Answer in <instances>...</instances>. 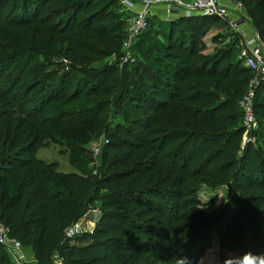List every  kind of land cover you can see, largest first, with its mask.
I'll return each mask as SVG.
<instances>
[{
    "label": "trees",
    "instance_id": "obj_1",
    "mask_svg": "<svg viewBox=\"0 0 264 264\" xmlns=\"http://www.w3.org/2000/svg\"><path fill=\"white\" fill-rule=\"evenodd\" d=\"M54 1L62 5L57 10L62 18L57 25L50 24L47 28L43 25L51 16L45 15L39 20L37 16ZM239 1L264 44V0ZM114 2L0 0V36L11 37L4 44L9 53H4L6 48L0 44L3 50L0 96L10 94L11 100H22L4 111L9 120L14 118L12 112L18 115V120L11 128L10 137L6 136L9 128L0 135V224L9 237L20 242L24 252L32 255L36 264H53V257L60 264H149L151 255L159 258L165 254L171 255L170 264H180L181 258H187L190 249L212 228L225 231L219 241L223 250L230 254L243 250L252 261L249 264H264V255L256 253L257 241L264 246V233L257 232L258 227L264 232V198L255 194L237 197V190L241 189L256 187L264 191V162L258 164L259 175L253 178L258 158L256 149L248 144L238 153V145L234 144L243 132L238 101L251 74L240 61L236 65L226 64L230 49L218 48L221 32L228 30L226 24L216 17L201 16L167 21L149 19L147 29L134 46L145 44L143 39L148 36L157 35L161 42L153 50H146L145 72L139 66H132L142 84L133 80L126 64L122 65L117 81L112 78L113 68L74 69V66L86 67L97 59L87 56V51L104 56L116 55L121 49L122 21L117 18L102 26L97 21ZM16 3L18 11L13 14ZM91 4L93 13L78 18L79 10H86ZM8 5L13 6L7 20L1 23ZM29 22L48 30V43L56 35L65 38L64 53L70 62L69 68L81 76L64 73L56 84H48V80L45 89L40 87L34 91V98L25 99L33 91L32 80L41 72L38 58L43 49L42 40L36 38L38 30L31 35L34 39H28L25 26ZM151 22L157 23L159 33L151 29L154 24ZM183 33L187 35L186 43L179 40ZM205 34L214 51L208 55L202 52L205 42L200 41ZM164 58L172 62L163 61ZM2 73L11 74L8 84L2 82ZM188 78L196 79L199 86L182 89V82ZM210 79H213L212 85ZM218 80L226 85L221 91ZM263 95L264 82L256 90L252 104L259 135H263L264 126ZM181 101L203 106H182ZM57 102H61V107L53 108ZM26 103H32L29 109L24 108ZM105 109L109 111L102 116ZM107 115L110 121L118 116L120 122L110 128ZM200 125L211 129L187 130L189 126L199 128ZM47 127L54 130L50 132ZM132 128L138 135L131 136ZM89 132L91 135L103 133L111 140L102 145L104 157L97 169V178L81 170L79 174L58 172L54 163L46 164L34 157L42 139L64 144L70 152L84 153L81 147L73 146L78 140L72 142L69 138L78 137L84 143ZM61 133L68 140L57 138ZM119 135L131 136L134 140L125 142ZM117 141L128 150L110 158ZM166 148L170 150L165 152ZM138 149L143 150L133 154ZM216 164L219 166L215 170ZM231 171L229 181L222 178ZM195 176L204 182L212 181L207 182L212 185H225L229 191L223 208L208 221L191 209L197 203L196 188L189 178ZM87 191L92 195L80 197ZM94 201L99 202V214L91 232L65 239V229L80 220ZM188 211L191 213L187 214ZM258 217L262 218L260 224H257ZM153 220L163 222L150 226L148 223ZM197 247H201L200 242ZM0 264H10L1 248Z\"/></svg>",
    "mask_w": 264,
    "mask_h": 264
},
{
    "label": "rangeland",
    "instance_id": "obj_2",
    "mask_svg": "<svg viewBox=\"0 0 264 264\" xmlns=\"http://www.w3.org/2000/svg\"><path fill=\"white\" fill-rule=\"evenodd\" d=\"M227 3H231L233 4H241L239 0H227ZM13 5H8L7 8L4 10L3 13V20L1 21L4 22L5 20H7L8 18V13L10 12V9L12 8ZM62 5L58 2L56 3V1L49 3L45 8H43V10L40 11V14H38L37 16V20L41 19L43 16L45 15H50L51 19H49V22L45 23V25H43L44 27L50 26V24H58L62 18V16H60V14H58L57 10L60 9ZM242 6V5H241ZM94 7L93 4H91L86 10H79L80 11V15L78 18H83L86 15H89L91 13H93ZM18 11V3H16L13 7V14L16 13ZM12 14V15H13ZM230 19H232L234 21V19H239V15H241L244 20L242 21L243 23L246 22L248 24V26L252 29L253 34L257 35L256 31H254L253 27H251V19L249 18V14H246L243 10L242 7V11H240V14H235L230 12ZM163 12H159L157 14V17H155L158 20H163L164 18H162L163 16ZM9 17H11V14H9ZM97 21H98V26H102L105 24H111L115 19L119 18V20L122 21V34L123 36V40L122 41H127L129 45V51L128 52H124V50L121 49L119 50V52L115 55L114 53H111L109 55H104V56H96L94 55L92 52H86V55L89 57H95L94 62L93 63H88L86 65V67H77L74 66V69L76 70H88V69H99V68H113V74H112V78H115L114 80H118L119 77V73L121 72L122 69V58L125 56L126 53H128L129 55H131V61L126 62L127 70L130 71L131 75L133 76V80H135V82H138L140 84L141 81H139L136 77V72L133 71L132 66L136 65L139 66V70L143 73L145 72V69L143 67H145V64L148 65V61H147V57L145 55L146 50H148L149 48L153 50V48L155 47V44H157V42H161L158 41L160 38L156 35V36H148V40L147 39H143L145 44L140 45V47L137 46V48L134 46L135 42H137L141 35H139L138 37H136L135 39L130 38L129 34H128V28H127V22L126 19L128 18V13L126 14L125 12H122L121 7H120V3L119 0H115L114 4L110 5L107 10H105L104 12H102L100 14V16L97 17ZM229 19V20H230ZM80 21V19H79ZM223 22V21H221ZM154 23V22H151ZM226 23V22H223ZM1 25V24H0ZM157 23L151 24V29H155L156 34L159 33V27H156ZM36 24H31L30 22L28 24H26L25 28L28 31V35L30 36V38H28L29 40H31L32 38L34 39L33 36H31L33 33H35L36 30H38V34H36V38L42 40L41 44H42V55L38 58V61L41 64V72L38 76H36L33 80L32 83L34 85L33 91H31L29 94L26 95L25 99L30 98L33 96L34 91L36 92L40 87H44V89L48 84H56L58 79L64 74V73H70L71 75L79 78L81 75L76 72L75 70H72L71 68H69L70 66V62L67 58V56L64 53V44H65V38L61 37L59 35H56L54 38L51 37V41L48 43V38L50 37V33L48 32V30H44V28L39 27L37 25V27H35ZM59 26V25H58ZM227 26V31L222 33V39L220 40V43L218 45V48H229L230 49V54L227 57L228 59L225 61L227 62L226 64H230V65H236L239 64V60H238V55L243 47V43H241V41L239 40V36L238 33L235 30H231L228 25ZM198 28V27H197ZM196 28V29H197ZM35 30V31H34ZM154 31V30H151ZM42 35V36H41ZM252 35V34H251ZM251 35L245 36L247 39L250 38ZM185 36H187L185 33H183V37H179V40H184L185 43L186 41H188L187 38H185ZM201 36V35H200ZM207 35L205 34L203 37H200V41L201 42H205V48L203 49V53L208 55L213 53L211 51V44L208 42L207 39ZM11 39L10 36H8V34L6 35H1L0 36V44H3V46H5L4 44H6L9 40ZM146 40V41H145ZM61 42L63 44H61ZM87 43L89 42H93L90 40H86ZM122 44V43H121ZM184 44V42H183ZM136 45V44H135ZM134 46V48H133ZM97 47L99 48L100 46L97 44ZM6 48V46H5ZM0 54L2 50V47H0ZM135 49V50H134ZM211 51V52H210ZM143 52V53H142ZM4 53H9L7 48L5 49ZM140 53H142L140 55ZM3 54V53H2ZM163 61H167V62H172L170 59L164 58ZM8 64V63H5ZM224 64V66L226 65ZM241 64V63H240ZM7 66V65H4ZM152 71V69H151ZM12 72V71H11ZM14 72V71H13ZM3 75V79L2 82H5V84H8L9 80H10V76L11 74H6V73H2ZM160 76V74H159ZM250 80H254L258 82V86L256 88V90L258 89V87L263 83H260V81L258 80V78H254L252 76V74L250 75ZM49 80V81H48ZM48 81V82H47ZM47 82V83H46ZM210 85H212L213 83V79H210ZM218 88L220 90L223 89V87H225V83L222 80H218L216 81ZM37 83V84H36ZM36 84V85H35ZM185 86H199V83L197 82L196 79L194 78H188L187 80H185L184 82H182L181 88L183 89ZM204 86V85H202ZM22 88L24 87V85L21 86ZM218 90V91H219ZM221 91V90H220ZM247 91V87L244 90L243 94L239 97L241 98ZM189 92V90L187 91ZM219 93V92H218ZM255 95V94H254ZM253 95V98H254ZM223 97V95H219V98ZM11 95L7 94V95H1L0 96V135H3V133L5 132V130L7 128H9L6 136L10 137L11 136V128L14 126L16 120H18V115H16L14 112L10 113L13 114L14 118L12 120H9V116L8 113H4L5 110H7L11 105H16V104H20V102H22L21 99L15 98L14 100H11ZM34 98V97H32ZM97 99V97H96ZM94 99V100H96ZM261 100L264 101V95L263 97H261ZM13 101V103H12ZM182 106H190V107H194V106H203V104L201 103H189V101H181ZM252 104H253V99H252ZM32 105V103H26L24 105V108H30ZM61 107V102H57L55 104H53V108H60ZM48 108V107H47ZM109 111V109H105V111L102 113V116H104L107 112ZM110 116L107 115L106 119H108V126L110 128H112L114 126V123L116 122H120L119 117L115 116V120H109ZM20 119V118H19ZM240 125L241 122H240ZM8 126V127H6ZM258 126V123L256 121V126L253 129L250 130H244L243 132L237 137L236 141L234 144L238 145V153L242 152V150L248 145L250 144L252 146V148L256 149L258 158H256L255 160V170H254V177H256L258 174L257 172V168H258V164L259 163H263L264 162V126H263V135H259L256 133V127ZM49 128V127H47ZM243 128V127H242ZM46 129V128H45ZM50 129V132L53 131L54 129ZM191 129H196V131L198 130V132H201V130L203 132L206 131H210L211 127L210 126H203L200 125L199 128L196 126H189L187 128V130H191ZM91 132V131H90ZM89 132V134L87 135L88 141L82 143L78 137L76 138H69L72 142H76L75 139L78 140L77 143H75L73 146H77V149H80V147L85 151L84 153H80L77 150H74V152H70L69 148L65 147L64 144H57V143H52L50 140H46V139H42L39 141L38 146L35 149V153H34V157L43 161L44 163H54L55 164V170L58 172H63V173H75V174H79L81 173V171L86 174V175H91V177L93 178H97L98 177V173H97V169L100 166L102 157L101 154L102 152H104L103 147L101 146V144L105 141L108 140L111 142V140L103 133L97 134V135H91ZM138 131L133 130L131 131V136L134 134H137ZM60 133V132H59ZM20 134V133H19ZM23 134V131L22 133ZM119 138H124L123 140H125V142H133V138L131 136H125V135H119ZM61 138L60 140L64 139V140H68V138L66 139V135L64 134H60L57 136V138ZM44 138V137H43ZM66 143V141H64ZM116 143V144H115ZM114 144V154L110 155V158L113 157H119V155L121 154V152H125L128 149L123 146L121 144L120 141L115 142ZM71 144V143H70ZM82 145V146H81ZM100 145V149L98 151L97 154H93L92 150L94 147H97ZM68 146V145H67ZM69 147H71V145H69ZM198 147V146H197ZM196 149V147H195ZM139 150H143V149H138L136 152H134L133 154L139 152ZM169 148L165 149V152L169 151ZM197 150H199L197 148ZM82 165H84V168L82 167ZM193 166V165H192ZM218 164H216L213 168H215V170L218 168ZM81 170V171H80ZM159 170V169H158ZM233 172H229L226 173L224 175H222V178L227 179L228 181L230 180L231 174ZM156 178V177H155ZM155 178H153L151 185L153 184V182L155 181ZM192 179L193 182H191L190 184L196 188V196H195V202L197 203V205H195V207L193 206L191 209H193V211L199 216V218H201L204 221H208L209 219H212L213 217H215L218 214V211L221 210L223 208V206L226 203V198H227V189L225 185H216L215 183L212 185L211 183H207V182H212L210 180H208L207 182H204L203 180L200 179L199 176H195L193 178H189ZM187 179V180H189ZM168 183L165 184V186H167ZM163 189V186L161 187ZM237 197L238 194L242 195H247V194H255L260 196L261 198H264V191L263 190H259L256 187L253 189L250 188L249 190L246 189H241V190H237ZM90 191L84 192L82 194H80V197L85 196H91L92 194H90ZM243 207L246 209L245 213L249 212V209L247 207V203H243ZM99 210V202L98 201H94L93 203H91L88 206V209L86 211V213L88 212H92L95 213L96 216L99 214L98 212ZM189 212V211H188ZM85 213V214H86ZM191 212L187 213L190 214ZM239 213H243V211H240ZM238 214V213H237ZM83 218V217H82ZM80 219L79 222L81 224V233L78 235V237L84 235L85 233H90V225H87L85 222V219ZM98 218V217H97ZM97 220V219H96ZM93 221V227L96 223ZM262 218L258 217L257 218V224H260ZM142 222V221H140ZM162 220L159 221H155L153 220L151 223L148 224H152L150 226H154L156 224H160L162 223ZM92 227V228H93ZM232 229L234 228L235 233L237 234V230L235 228V226L231 227ZM87 230V231H86ZM92 230V229H91ZM259 233L263 234L264 232L258 227V231ZM225 231L224 230H218L215 228H212L210 231H208L202 240H200V246L201 247H197L199 242L196 243L189 251V253H187L188 257H184L181 258V261H179L180 264H249L250 262V257L248 258V255L245 251L240 250L238 252H236V254H230L228 252H226L225 250H223L220 247V236L222 237L224 235ZM77 237V238H78ZM161 240V239H160ZM158 241V242H162V241ZM170 247L173 248V245L171 244ZM203 247V248H202ZM256 253L258 256H260V254L264 255V246L263 243H261L260 241L256 242ZM200 252V256H198ZM185 253V251H184ZM183 253V255H184ZM149 264H162L163 262H167L168 264H170L171 261V255H167L165 254V257H155L154 255H151V257H149L148 259ZM183 261V262H182ZM53 264H60L58 262V259L56 257H53Z\"/></svg>",
    "mask_w": 264,
    "mask_h": 264
},
{
    "label": "built area",
    "instance_id": "obj_3",
    "mask_svg": "<svg viewBox=\"0 0 264 264\" xmlns=\"http://www.w3.org/2000/svg\"><path fill=\"white\" fill-rule=\"evenodd\" d=\"M122 12L128 13L126 19L128 34L130 38L135 39L141 35L148 27V21L153 17L152 9L161 7L163 11L162 21L175 19L178 17H216L226 22L225 24L231 30L238 33L239 40L243 43V47L238 55V60L250 74L258 78L260 83L264 82V44L257 35L246 38L238 29L236 22L230 19V12L240 14L242 11L241 4H222L221 0H190L183 2L182 0H119ZM157 16V14H156ZM158 18V17H157ZM230 19V20H229ZM242 21L244 18L239 15ZM127 41H122L121 47L124 52L129 51ZM122 64L131 61V55L128 53L122 58ZM258 82L248 80L246 93L238 101V108L242 114V127L245 130L253 129L256 126L255 118L252 111V99L256 92ZM106 144V140L101 144ZM100 145L94 147L92 152L97 154ZM81 233V224L78 221L72 223L63 232V237L71 240ZM0 248L7 256L10 264H36L33 259L26 256L21 244L18 240L8 236L6 229L0 224Z\"/></svg>",
    "mask_w": 264,
    "mask_h": 264
},
{
    "label": "crops",
    "instance_id": "obj_4",
    "mask_svg": "<svg viewBox=\"0 0 264 264\" xmlns=\"http://www.w3.org/2000/svg\"><path fill=\"white\" fill-rule=\"evenodd\" d=\"M183 2H188L190 0H182ZM221 3L222 4H226L227 3V0H221ZM159 12H163L162 11V8L161 7H156V9H152V15L153 17L152 18H155L157 17L156 14H158ZM163 16V15H162ZM172 20V19H170ZM234 21L236 22V25L238 27V29L245 35V36H248V35H251L250 38L252 36H254L253 34V31L252 29L248 26V24L246 22H242L241 20L239 19H234ZM98 215L96 216L95 213H92V212H87L82 219H85V222L87 225H90V231L93 227V221L95 222V220L97 219ZM87 231V230H86ZM26 256L30 259H33L34 258L32 257V255L29 253V252H25ZM35 261V260H34Z\"/></svg>",
    "mask_w": 264,
    "mask_h": 264
}]
</instances>
